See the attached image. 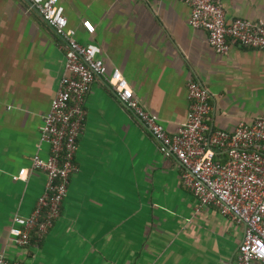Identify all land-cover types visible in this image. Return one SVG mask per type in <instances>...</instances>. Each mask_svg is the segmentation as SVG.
I'll list each match as a JSON object with an SVG mask.
<instances>
[{"label":"crops","instance_id":"obj_1","mask_svg":"<svg viewBox=\"0 0 264 264\" xmlns=\"http://www.w3.org/2000/svg\"><path fill=\"white\" fill-rule=\"evenodd\" d=\"M226 20L263 19L264 0H218ZM82 43L121 70L136 98L176 133L189 113L188 82L210 91V121L233 130L264 114V50L233 44L218 53L190 24L181 0H60ZM91 20L94 34L83 22ZM65 71L55 29L27 0H0V254L23 264H235L245 225L198 201L183 166L167 156L133 111L99 77L60 216L27 246L12 240L15 215H29L47 175L30 171ZM254 264H264L256 261Z\"/></svg>","mask_w":264,"mask_h":264},{"label":"built area","instance_id":"obj_2","mask_svg":"<svg viewBox=\"0 0 264 264\" xmlns=\"http://www.w3.org/2000/svg\"><path fill=\"white\" fill-rule=\"evenodd\" d=\"M57 32L65 50V71L51 109L43 116L41 142L49 144L47 157L37 153L30 167L20 169L14 179L30 171L47 175L43 193L29 215H15L10 229L12 240L27 246L35 235H44L60 216L72 176L79 170L76 161L79 138L87 117V97L94 82L105 78L111 90L140 119L157 140L159 149L175 156L183 166V182L196 197V211L213 205L221 214L245 225L244 239L235 264L264 262V114L235 129L217 128L210 121L211 94L198 80L188 82L189 113L176 133H170L160 118L136 98L134 89L119 69L109 72L100 50L82 43L70 27L60 0H27ZM191 7L190 24L208 33L211 46L226 53L233 44L264 50V20H226L218 0H181ZM83 25L94 34L91 20ZM0 264H23L0 254Z\"/></svg>","mask_w":264,"mask_h":264},{"label":"water","instance_id":"obj_3","mask_svg":"<svg viewBox=\"0 0 264 264\" xmlns=\"http://www.w3.org/2000/svg\"><path fill=\"white\" fill-rule=\"evenodd\" d=\"M27 2H28L29 4H31L34 8H37L33 2H31V1H27Z\"/></svg>","mask_w":264,"mask_h":264}]
</instances>
